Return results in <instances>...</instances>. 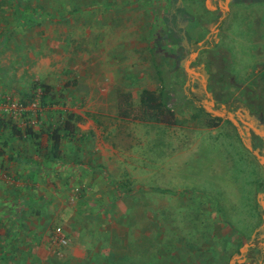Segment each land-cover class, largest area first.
I'll use <instances>...</instances> for the list:
<instances>
[{"label": "rangeland", "instance_id": "1", "mask_svg": "<svg viewBox=\"0 0 264 264\" xmlns=\"http://www.w3.org/2000/svg\"><path fill=\"white\" fill-rule=\"evenodd\" d=\"M263 95L264 0H0V264H264Z\"/></svg>", "mask_w": 264, "mask_h": 264}, {"label": "trees", "instance_id": "2", "mask_svg": "<svg viewBox=\"0 0 264 264\" xmlns=\"http://www.w3.org/2000/svg\"><path fill=\"white\" fill-rule=\"evenodd\" d=\"M156 71L160 81L162 82L161 87L158 90L143 89L140 94V101L138 105L132 103V96L130 93H121L118 98L117 110L123 119H134L142 122H155L163 123L167 126H173L178 124L177 112L170 106L171 96L169 90L164 85V76L159 69V64H156ZM47 87V86H45ZM48 90L45 91L47 94ZM264 102V95L262 100ZM259 109L262 110L264 115V107L260 103ZM74 114H69L65 120V128H55L48 133L51 141L49 159L58 160L60 156L61 140L64 134L62 131L69 134L73 133L74 125L72 124ZM10 120L0 116V127H9ZM212 126H216L217 123L212 122ZM13 135L23 138L22 132L15 125H11ZM28 134L33 138L40 137L39 134L29 130ZM5 155V150L0 147V156ZM126 189V188H125ZM124 191V189H123Z\"/></svg>", "mask_w": 264, "mask_h": 264}, {"label": "built area", "instance_id": "3", "mask_svg": "<svg viewBox=\"0 0 264 264\" xmlns=\"http://www.w3.org/2000/svg\"><path fill=\"white\" fill-rule=\"evenodd\" d=\"M23 109H24V106L19 105L18 108H17V111H21V110H23ZM61 241L65 242V240H61Z\"/></svg>", "mask_w": 264, "mask_h": 264}, {"label": "flooded vegetation", "instance_id": "4", "mask_svg": "<svg viewBox=\"0 0 264 264\" xmlns=\"http://www.w3.org/2000/svg\"><path fill=\"white\" fill-rule=\"evenodd\" d=\"M261 116H263V115L261 114ZM262 136H264L263 132H262Z\"/></svg>", "mask_w": 264, "mask_h": 264}]
</instances>
